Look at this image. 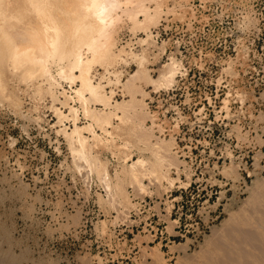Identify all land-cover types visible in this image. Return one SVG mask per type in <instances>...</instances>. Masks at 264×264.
Segmentation results:
<instances>
[{
  "label": "rangeland",
  "instance_id": "1",
  "mask_svg": "<svg viewBox=\"0 0 264 264\" xmlns=\"http://www.w3.org/2000/svg\"><path fill=\"white\" fill-rule=\"evenodd\" d=\"M156 4L147 44L126 24L116 45L141 52L154 80L175 61V80L136 83L137 113L113 119V142L89 140L91 170L58 131L45 84L2 74L0 264H264V0ZM123 58L120 83L140 68ZM122 88L106 90L130 100ZM137 158L159 163L143 191Z\"/></svg>",
  "mask_w": 264,
  "mask_h": 264
},
{
  "label": "bare ground",
  "instance_id": "2",
  "mask_svg": "<svg viewBox=\"0 0 264 264\" xmlns=\"http://www.w3.org/2000/svg\"><path fill=\"white\" fill-rule=\"evenodd\" d=\"M149 1L0 0V92L3 93L5 89L2 74L6 71L13 76L18 75L25 83L38 81V86L45 84L44 91L51 98L56 123L61 125L58 131L74 151L73 158L84 162L89 170L93 166L90 162L89 148L92 145H89V140L95 145L100 144L103 139L101 135L104 134L112 141V129L118 130L121 127L113 126V119L121 122L130 114L137 113L139 103L135 101V93L140 91V86L136 83L139 84L140 80L147 81L159 87L170 85L175 80V61L166 65L158 79L154 80L146 71L147 67H144L146 63L141 52L139 56V53L137 55L131 50L125 51L123 46L117 48L116 45L117 35L126 24L130 31L144 32L146 37L141 38L140 43L147 44V39L152 35L149 28L156 24L159 14L157 11L160 9L157 4L150 9L147 6ZM125 55L136 58L140 68L137 67L124 83H120L121 71L115 70L116 67L112 68L121 61L127 63V59L123 58ZM96 64L103 69L98 77L94 73ZM53 66L56 68L55 74L51 70ZM63 82L68 84V88L63 86ZM110 84H120L129 92L130 100H114V90H106ZM56 102L59 106H54ZM97 105L100 107L97 108ZM78 112L86 120L82 125L78 124ZM65 121L71 122V126H65ZM104 141L102 142L106 144ZM158 151L154 158L162 160L164 155L161 156ZM156 163L147 166L143 158H137L131 163V177L141 190L145 187L142 179L157 172L156 166L159 163ZM102 170L103 179L106 180L107 171ZM106 188H109L107 183Z\"/></svg>",
  "mask_w": 264,
  "mask_h": 264
}]
</instances>
